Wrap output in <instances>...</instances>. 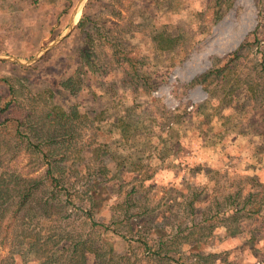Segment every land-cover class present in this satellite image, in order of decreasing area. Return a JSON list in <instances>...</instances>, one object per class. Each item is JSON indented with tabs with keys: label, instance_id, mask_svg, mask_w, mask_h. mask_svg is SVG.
Listing matches in <instances>:
<instances>
[{
	"label": "rangeland",
	"instance_id": "1",
	"mask_svg": "<svg viewBox=\"0 0 264 264\" xmlns=\"http://www.w3.org/2000/svg\"><path fill=\"white\" fill-rule=\"evenodd\" d=\"M79 2L68 34L30 62L64 34ZM81 17L80 28L77 22ZM167 41L172 43L169 48ZM235 50L238 57L230 65L226 84L218 86L210 78L194 81L205 70L224 64ZM83 53L92 61L84 69L86 75L80 70ZM0 55L27 61L0 60V108L11 99L8 108L0 111V121H5L0 125V154L10 146L5 165L24 177L41 176L46 165L34 151L37 141L23 117L28 115L26 119L32 124L50 104L66 107L72 97L66 91L69 84L64 82L73 73L82 79L74 102H79L91 118L96 116L92 124L101 127L80 129L78 156L73 163H61V175L56 173L59 168L55 171L72 194L74 206L68 205V215L75 220V231L88 230L91 224L85 216L89 209L87 167L117 171L111 157H96L98 144L111 154L129 149L123 142L128 145L131 141L139 151L148 145L155 150L164 148L166 153L179 151L174 161L165 157L158 163L152 158V165L158 164L144 183L156 205L150 212L124 222L116 220L119 212L118 219L127 216L123 212L129 204H120L139 176L130 166L129 173L124 166L121 169L126 174L123 180L130 182L124 184L123 191L119 189L121 195L119 183L111 182L107 187L98 184L95 200L99 205L91 219L97 225L93 229L103 234L102 238L106 235L104 239L114 246L116 256L126 249L138 251L136 261L125 264H155L140 243L147 241L151 249L155 243L147 235L166 233L170 227H166L167 216L170 212L179 214L178 206L187 200L189 187H202L197 182L207 174L204 165L224 167L221 177L226 173L233 176L231 172L246 167L249 150L254 151L255 161L264 162L259 161L264 154V0H0ZM248 80L255 85L254 93L244 87ZM17 118L24 122L19 128L27 138L22 141L15 139ZM118 118L126 125L120 135L113 125ZM38 125L39 130L48 128L47 124ZM248 136L254 139L245 140ZM213 157L216 159L210 161ZM232 182L236 184L237 179ZM207 194L203 191V198ZM108 197L118 200V205H108ZM200 212L195 209V222L201 219ZM63 214L67 218V213ZM13 223L0 240V264L6 263L13 246ZM126 239L131 240L130 248ZM241 244L234 245L236 255L245 253ZM163 245L166 248V240ZM169 250L172 259L188 264L198 261L196 254H186L183 249ZM163 251L166 255V249ZM13 256L15 263L19 262L18 255ZM93 258L88 255V264H95ZM252 260L264 264V259ZM220 261L230 264L224 257Z\"/></svg>",
	"mask_w": 264,
	"mask_h": 264
},
{
	"label": "trees",
	"instance_id": "2",
	"mask_svg": "<svg viewBox=\"0 0 264 264\" xmlns=\"http://www.w3.org/2000/svg\"><path fill=\"white\" fill-rule=\"evenodd\" d=\"M82 22L83 17L78 20L77 26L81 28ZM171 45L170 41L166 42V48L171 47ZM235 57H238V50H235L233 55L229 56L220 67L205 70L194 77V81L202 80L203 82L210 78L211 82L223 86L228 82L225 80L230 77V65ZM82 59L81 64L83 66L80 70L86 75L87 72L84 69L90 67L92 61L86 53H83ZM250 81L248 80L244 87L248 92L254 93L255 85ZM81 82L82 79L79 74L74 73L64 82L65 86L69 84L70 87H66V91L72 97L66 107H56L55 104H50L42 116L38 117L32 124H29L30 121L26 119L28 115L23 117L27 125L31 127L34 133L33 137L37 141L35 146L33 145L34 151L40 153V158L46 165L44 174L24 177L11 171L5 165V155H9L10 146L0 154V240L5 239L11 221H14L13 227L16 225L10 242L13 246L10 254L4 260L6 262L4 264H26L28 262L30 264H88L89 254L93 255L95 264H125L134 261L130 250L123 251L119 256H116L115 249L109 246L104 239L106 235L102 238L103 234H96L93 229L97 225L91 219L93 210L99 205L98 200H95L99 193L98 184L101 183L107 187L111 183L106 177L107 168L89 166L86 169L85 178L89 186L86 190V199H89V209L86 210L85 216L91 223L90 229L75 231L72 228V223L75 220H72L71 214L68 215V205L74 206V204H72L71 192L65 183H61V178L58 176L61 175L60 165L69 161L73 163L78 156L80 143L77 136L80 129L86 125L98 129L101 127V124H92L96 120V116L91 118L86 109H80L79 102H74L81 90ZM234 83L239 87L237 79L234 80ZM9 89L10 92H13L12 86ZM10 101L11 99L5 102L0 111L8 108ZM123 120L120 118L113 122V125L117 127L116 133L119 135L125 131L126 125ZM16 122L18 127L16 128L15 139L22 141L21 138H27L26 134L21 132L19 128L23 120L20 121L17 118ZM38 123L47 124L48 128L39 130ZM3 124L5 121H0V125ZM109 133L112 131L110 130ZM98 145L99 151L96 157L112 156L111 153L109 155L102 154L100 152L101 144ZM13 156L14 154H10V157ZM122 161L124 160L120 162ZM56 169H58L56 172L58 175L55 174ZM98 175H102L101 179ZM43 179H45V184ZM130 209L129 205L125 211L127 218L132 219V216L140 214L138 211L131 213ZM63 212L67 213V218L64 217ZM126 244L130 248L132 246L131 240L126 239ZM144 244L146 245L147 242L145 241ZM14 254L18 255L19 262L15 263ZM148 254L152 256L151 260L155 264H182L156 249L149 251Z\"/></svg>",
	"mask_w": 264,
	"mask_h": 264
},
{
	"label": "crops",
	"instance_id": "3",
	"mask_svg": "<svg viewBox=\"0 0 264 264\" xmlns=\"http://www.w3.org/2000/svg\"><path fill=\"white\" fill-rule=\"evenodd\" d=\"M244 138L245 140L254 139L250 138V136ZM140 144L142 145V143ZM123 146L129 149L122 150L111 156L112 164L115 165L114 167L117 171L112 173L110 170H107L106 177H108L110 182L119 183L117 188L123 191L124 184H130L128 180H123L126 175L125 172L129 171L128 166H130L139 176L134 179L135 182L131 183L129 191L123 194V201L120 206L125 207L123 204L128 203L131 213H135L136 211L140 214L150 212L155 209L156 205L153 204L154 198L144 183L155 172L154 165L160 163L165 157L166 161L178 159L180 156L179 151L166 153L164 148L162 150H155L149 145L146 149L139 151V147L134 146V142L132 141L128 145H125L123 142ZM100 152L106 155L110 154L103 147ZM248 152L246 159L249 164L246 167L238 168L234 172H231L233 176H228L226 173V175L220 177V173L225 168L219 164L210 163L204 165L203 170L205 171V168H207V174L203 176L201 182H197L202 187H189L187 200L178 206L179 214L170 212L167 216L166 227L168 225L170 227L169 229L166 228V233L159 232L158 234L151 233L147 235V237L152 238L151 243H155L153 244L155 246L150 249L149 245L151 244L147 241L146 245L140 243V246L144 247L145 253L148 254L149 251H153L154 249L164 253L165 251L163 250L166 249V255L169 256L172 251L169 249H183L186 254L193 253L197 255L198 261L195 264H223L220 261L222 257L229 260L230 264H233L234 261V264H254L252 260L254 257L263 260L264 162L255 161L253 156L254 151L249 150ZM152 158L159 162L152 165ZM215 159L213 157L210 161H214ZM121 160L124 161L120 162ZM125 160H132V162L127 164ZM263 160L264 154H261L259 161ZM123 166L125 167L123 168L125 172L121 171ZM235 179H237V182L233 184L232 181ZM223 188L224 190H221ZM140 189L144 190L140 191L136 196L134 192L137 193V190L139 191ZM120 190L118 191V195H121ZM203 191L208 192L205 198H203ZM114 199H117V197L115 196ZM116 201L118 200L112 201L110 199L107 204L117 206ZM197 208L201 210V219L195 222L196 220H193L192 215L195 214V209ZM119 213L115 214L116 220L124 222L127 216L123 219H118ZM123 213L125 215V208ZM241 214L242 217L240 216ZM165 240L166 248L163 245ZM238 242L242 243L241 246L244 248L243 252L245 253H242V255H236L234 250V245ZM145 246L147 247L145 248ZM126 251L127 249L124 252ZM137 252V250H130L134 261H136ZM185 261L181 263L188 264Z\"/></svg>",
	"mask_w": 264,
	"mask_h": 264
},
{
	"label": "water",
	"instance_id": "4",
	"mask_svg": "<svg viewBox=\"0 0 264 264\" xmlns=\"http://www.w3.org/2000/svg\"><path fill=\"white\" fill-rule=\"evenodd\" d=\"M81 1H83V0H81ZM80 4V2L78 3V5H77V7L73 10V12H72V15H71V17H70V23H69V26H68V28H67V30L64 32V34H62L61 36H59L57 39H55L52 43H50L48 46H46L44 49H42L41 51H40V53L37 55V56H35L34 58H32L31 60H30V62L31 61H33V60H35L36 59V57H38L40 54H42V53H44L47 49H49L51 46H53V45H55V44H57L66 34H68V32L72 29V27H73V24L75 23V15H76V13H77V11H78V9H79V5ZM2 59H10V60H14V61H17V62H19V63H21V64H25L27 61H21V60H19V59H17V58H15V57H11V56H7V55H0V60H2Z\"/></svg>",
	"mask_w": 264,
	"mask_h": 264
},
{
	"label": "bare ground",
	"instance_id": "5",
	"mask_svg": "<svg viewBox=\"0 0 264 264\" xmlns=\"http://www.w3.org/2000/svg\"><path fill=\"white\" fill-rule=\"evenodd\" d=\"M77 12H79V11H77ZM77 14V13H76ZM75 19H76V15H75Z\"/></svg>",
	"mask_w": 264,
	"mask_h": 264
}]
</instances>
